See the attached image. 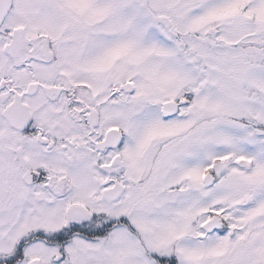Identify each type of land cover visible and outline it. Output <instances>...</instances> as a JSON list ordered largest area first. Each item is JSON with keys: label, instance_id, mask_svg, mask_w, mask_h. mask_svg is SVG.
Segmentation results:
<instances>
[{"label": "snow or ice", "instance_id": "1", "mask_svg": "<svg viewBox=\"0 0 264 264\" xmlns=\"http://www.w3.org/2000/svg\"><path fill=\"white\" fill-rule=\"evenodd\" d=\"M0 264H264V0H0Z\"/></svg>", "mask_w": 264, "mask_h": 264}]
</instances>
